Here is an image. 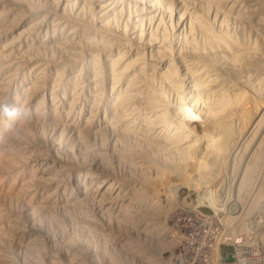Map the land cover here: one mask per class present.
I'll return each instance as SVG.
<instances>
[{
  "label": "rangeland",
  "instance_id": "rangeland-1",
  "mask_svg": "<svg viewBox=\"0 0 264 264\" xmlns=\"http://www.w3.org/2000/svg\"><path fill=\"white\" fill-rule=\"evenodd\" d=\"M170 1H172V11L170 13H165L164 11V13H162V10H160L161 12H159V8L156 7L153 9V12L156 13L153 16L151 13H149L150 11L147 9L146 5L144 6L145 3H142L141 0H137L138 3L136 2V0H0V17L5 19H1L2 21L0 20V100L2 99L0 102V196L6 194L7 196H5V198H9L7 202L8 207L6 206V203L4 204L2 202L4 206H1L2 203H0V209L2 208L0 211V214H2V218L0 221L2 222L0 223V232L2 233L0 234V259L4 258L6 260L5 263L3 262L0 264H11L12 261L17 262V264H23L25 255H29V253V260L32 259L30 261H40L44 264H52L54 261H57L61 264H80V262L82 261H86V264H156L152 260V258L154 259V255H156V257L158 258V264H172L170 256L173 252L176 251L177 247V239H175L174 237H179L180 235L187 236V234H184V228L195 229L196 234H198L205 229L216 228L218 226L230 227L233 225H264V160L262 159L264 153V148H262L264 147V94H258L257 92L254 93L249 91L250 97L248 98L250 99H248L247 96L249 92L246 91L248 93L246 94L247 102L242 104L241 113L243 111L247 112V119H242L239 109H236L231 119L233 121L230 120L233 128L232 132H226L230 133V144H227L228 146L225 148V150L224 148H221L223 151L221 149L219 151L217 149H212L214 144H220L221 142H223L226 134H217V137L213 138L216 143H210L207 137H203L204 133H206L205 135L208 134V129V132L211 131V126L210 124H208L209 122L207 120L209 117L206 118L207 116L203 114V107L201 105L200 107L199 105L193 106L190 104L192 103L191 98L196 91H194L192 88V80L184 73L181 63L183 59L181 60L180 58L181 55H183L182 49L185 45V41L192 37L193 30L191 32V29L200 16H205L209 22L214 24L216 29L221 30V28L226 27V32L233 30L230 33L234 32V34H236L237 36H242L249 33L248 36L250 38H253L254 43L257 45L261 44L260 47H262L263 38L261 33H263L264 36V32L263 30L261 31V28L264 25V14L259 11L255 0H243L244 3L242 2V7H239V5L241 4L238 2L239 0H225V2L224 0H220V3L218 2L219 0H180L176 2L175 0ZM212 3L215 5H212ZM35 4L38 9L36 11L37 13L34 11V7H36ZM206 8L208 9L206 10ZM241 8L243 10H241L242 12L240 11L241 14L245 11V15L248 14L249 17L251 15L252 23L251 20L246 21L244 17L242 18L238 16V14L240 15L238 9ZM31 10L36 14L33 19L29 17L31 16ZM187 10L189 11L187 12ZM47 11L49 12L46 13ZM181 12H185V15L182 19H180L179 22L178 17ZM43 13L46 15L44 16ZM41 14H43V16ZM126 15L127 18L129 17L132 20V22H130V19L125 18ZM141 15L142 18H144L142 20L140 18ZM3 16L6 17L4 18ZM131 17L134 18L132 19ZM8 18L9 22L11 23L6 20ZM27 18L29 19V21H27ZM30 18L32 20H30ZM34 18H36V20ZM102 18H110V20L114 18V21L117 22L119 28L118 31L120 30V33H114L108 29L101 28L98 22ZM190 18L194 19H192L194 22L192 21L191 24L189 21ZM135 19L136 21H134ZM24 20L27 22H25ZM161 20L166 22L164 23L165 26L163 25V27H160L158 23ZM6 21L7 24L5 23ZM64 21H67L68 23ZM61 22L63 23L62 29V26H60L62 24ZM136 22H138V27H136ZM182 22L183 24L181 25ZM91 29L92 31H94L92 32ZM70 30L73 32L71 33ZM75 30L77 31V35L79 33H86H84L83 36L81 34L82 37L80 36V34V37H76ZM122 30L125 32L128 31L125 35V37L129 35L128 37H126V39L129 40H125L128 41L125 42L126 45L128 44L127 46L122 45L124 44L122 43L124 40L123 38H125L121 33ZM101 31L108 33L106 35L108 42H112L114 40L113 36L114 38H119L121 36L118 41L120 42L119 48L121 47L123 51L119 48L113 51H108L112 56L113 53L115 54L120 50L121 53L119 54V51L116 56L122 55L123 53L122 56L124 57L125 52L126 55L129 52L130 54L128 53L129 55H127L126 58H129L130 56L131 60H134L136 55L138 53H142L143 51L145 60L147 62L149 61V64L146 61L144 62L143 68H145V70L150 68V65L153 64L152 61L157 63L155 56H152V54H154L153 52H155L156 54L157 50L162 49L163 42L160 39L162 38L160 37V35L162 33H166L168 46L170 45L172 48L167 59H169L170 57V60L172 61H166V59L165 63L164 61H162L161 63L165 64L164 67L163 65L161 67V65L159 64L160 62L158 61L159 68L157 67L158 64L154 63L156 67L151 65V68L149 70L155 71L154 69L158 68L157 70L159 71H156L158 72V74H164L165 72H172L173 70H176L181 76L180 78L182 79V87L188 88H184L186 92L183 90L182 92H184V96L186 95L185 97L188 98H185V100L189 101V104H187V108L190 110L195 109L196 116L185 118L180 117L181 115L179 114V111L177 109L181 107V104L179 106L180 98L178 97L177 92L172 90L169 96L170 103L168 104L170 108V115L166 117L169 119V117L171 116L169 119L170 121L168 120L167 123L171 122L170 129H174L173 133H178V130H183L182 132L184 133V129L188 130H185L187 133L190 132L188 136L189 140H186L187 143L185 142L183 144L178 143L177 145H173L169 141H163L164 143L161 144L163 146V154L161 152L158 153L157 151L154 152V150H150L149 152L141 151L140 156L134 158L135 161L137 160V162H135L133 159L131 160L129 156L125 155L124 152L132 146H135L133 148L142 150L145 149V145L149 141H154L153 139H156L157 132L161 129L160 127H164L165 125L169 126V123H166V119L164 117V115L169 112L167 108L165 110V108L163 107V109L159 108L160 110H165L161 113L159 109H149L150 106L145 102L147 101L145 96L144 98H137L136 100H134V104L131 103L132 109L129 108L130 105H128L126 110H129L126 111L123 108H126L125 106H127L128 103L124 102L121 99V96L125 93L123 89L127 90V87L124 88L125 85H122L124 87L120 85L121 88L118 89L117 86L119 85H117L116 82L114 83V79H110L111 76H108L107 79H101L100 81L96 73H91V69H94V56L100 59L102 58V62L104 59L103 56H101L100 51L97 52L100 56H97V53H95L94 55V52L98 50H91L92 48H89V46L87 45L88 43L85 40L90 39L93 34H98V36H100L98 32ZM91 32L92 35H90ZM158 33L159 36L156 42H151L152 39L150 37H152L153 35H157ZM68 34H75V36L73 35L72 37ZM85 34H88V37L85 36ZM96 35L95 38H93L95 39V41H99L100 37H96ZM141 36L143 37V39ZM59 37L61 38V40H59ZM68 37H70V39ZM74 38H78L79 40H75ZM93 38L91 40H94ZM71 39H74L72 40L73 42L71 41L70 44L67 43V41H70ZM62 42L67 43L66 46H71V44L73 43L72 45L74 47L72 48L75 49L74 51L71 47L68 46L71 49V52L73 51L72 55L69 54V56L67 53L61 51L59 52L58 46ZM55 47H57V49ZM75 47H77V52ZM139 49L141 52H139ZM89 51L93 53H89ZM75 52L76 55H73ZM185 55H187L186 52ZM152 57H154L153 59L155 60H152ZM178 59H180L181 61L179 62ZM127 61L129 60L127 59ZM244 62L241 65H244ZM145 63L148 64V67H146ZM166 63H168L167 65L169 66H167ZM90 65H92L93 67ZM170 65L173 67H171ZM76 67L80 72L75 69ZM80 67L82 69H80ZM71 68L73 69L72 71ZM149 70H146V72ZM74 71L77 73H74ZM263 72L264 71H262V73ZM253 74L254 73L252 72H246V74H244V77H241L240 81L239 79H237V81L241 84L240 85L238 83L239 85H237L244 87V83L250 79L252 84L254 83L255 85L258 83V79L260 80L262 77V79H264V74H261V72V75L255 73L253 76ZM96 79L98 80L96 81ZM57 80H61L63 86L60 87L56 85L55 82ZM104 80L105 83L103 82ZM96 82L98 83L96 84ZM158 82H156L155 84L157 86H154L156 88L162 87L163 84ZM113 84L115 85V87L113 86ZM54 86L56 87L54 88ZM98 86H100L99 90ZM59 87H63L65 91L63 88L62 91V89H60ZM120 89L123 90V94L121 93ZM115 90H117V92ZM34 94L36 97L34 96ZM117 95L119 96V98L117 97ZM253 96L255 98H253ZM254 102L257 104L255 105ZM147 105L149 107H146ZM191 106H193V108ZM251 106H254L253 110L256 109L258 112L256 110V113L255 111L253 112V110H251ZM5 107H7L12 114L5 113L3 111ZM27 107L28 109H26ZM206 107L207 106L205 105V108ZM244 108L246 109L243 110ZM247 108H249L251 111ZM151 109L153 112L150 111ZM21 110L23 111V113ZM116 110H121L125 114H128L130 110H134L133 112L135 113H133V115H128L129 117H124V119H121V122V120H117L113 117V115L117 113ZM162 113H164V115ZM60 115L64 116L61 117ZM130 118L131 120L135 119L133 120V123L131 122ZM171 119H174L173 122L171 121ZM125 120H129V122ZM78 122L80 124H78ZM83 122H85V124ZM136 122L139 123L138 129V123L136 124ZM3 124H6V126ZM118 124H121L122 126L134 125L131 126L133 128V132H136L135 130H137V133L139 132L142 134H146V136H141L143 137V140L140 142H130V139L126 140L123 137L124 134L122 132L124 131L120 132L115 130ZM173 124H175V126L179 125V127L181 125L185 128L181 129L182 127H180L179 129L178 127V129L176 130ZM168 126L167 129H169ZM21 128L26 129L29 134H22L23 129L20 131ZM239 128L241 129L239 130ZM148 129L151 131V134L148 133ZM152 133L156 134L155 138L153 137L154 134L152 136ZM245 133L246 135L244 136ZM80 134L82 136H85L87 144H82V142L80 141ZM16 136L19 137L20 142H16ZM161 136H158L157 138H161ZM195 137H198L197 140H199L196 141L197 143L191 144V146L193 147H190L189 141L191 142V140L196 139ZM68 143L72 144V150L70 152L72 155L70 153L68 154V146H66ZM123 146H125L124 149ZM169 146L171 150H169ZM87 147H89L90 150H86ZM166 147L168 148V150L165 149ZM189 147L190 150L192 148L191 151L188 149ZM84 149L86 151H84ZM186 149H188L189 151ZM185 150L192 155V159L190 160V162L192 160L194 162L190 164L187 161V163L182 166L183 162H186L182 161L181 159L182 155L186 154V152H184ZM51 152L53 154H51ZM52 155H56L55 157H62V164L61 162L60 164L57 163V160H55V157ZM257 155H260L261 159ZM5 156L7 157L5 158ZM126 156L128 157V159L126 158ZM11 157L16 161H14ZM52 157L54 158L52 159ZM168 157H172L177 160L179 159V162L181 161L182 165L176 160L175 162H173V164H171L174 165L173 167L177 168L176 171L168 175H163L161 172H159V169L160 166L163 167L165 164H167L166 160H168ZM18 158L23 159L24 162L21 159V161L18 160ZM258 158L262 162H258ZM4 159L12 160L16 162L15 164L17 165H15L14 162H12L11 164L13 167L6 163L2 165V163L5 162ZM132 161L135 162L134 165L131 163ZM103 164H107L108 166H110L108 171L103 170ZM150 164H152L153 166ZM63 165H65V167H63ZM10 167H15V169H11ZM6 169L7 171L4 172ZM70 169L73 171H71ZM80 169L81 171H78ZM76 175L79 178H77ZM82 175L84 176V178L86 177L85 179L83 178V181L81 178L83 177ZM248 175L252 177H248ZM144 177H146V179ZM100 178L102 179L99 180V184L104 181L101 186H99L97 180ZM95 180L97 182H93ZM245 181H247L246 184ZM96 183L99 187L95 186L97 185ZM104 184L108 187L104 186ZM181 185H183L184 188H179ZM240 185L244 186L242 192H239ZM139 190L143 191L140 192ZM144 191L147 192L145 196H153H150V198H152L150 203H152L154 199L157 203L153 204V202V205H149L150 203H147L149 202V200H145L144 202L143 199L142 201L141 197H144ZM140 194L141 197L139 196ZM240 194L241 197H239ZM4 195L3 197H0V199H4ZM38 196L43 199L41 200V198H38ZM137 196L140 197V203L137 200L139 206L137 205V203L135 204V200L138 199L136 198ZM34 197L37 198L35 199ZM134 204L137 206H135ZM154 205H157L159 207H155ZM150 206H154L155 209H158V211L157 209L155 211L153 209L154 207L150 208ZM127 207H130V210L131 207L132 210H135L137 208L139 210V207H141L140 210L143 209V213L141 212L142 214H140V212L136 210L138 211V213L134 211L132 215L130 214L133 212L132 210L129 213L128 209H124ZM33 208L39 210V214L41 215L40 218H37L36 220H34L31 215V210ZM144 208L147 209L148 213L149 211H151V213L148 214L146 210L144 211ZM152 209L154 210V212ZM135 212L137 215L135 214ZM125 213H128V216H126ZM138 215L141 219L138 218ZM140 215H143L145 217ZM17 217H19L20 219ZM3 218L4 220H2ZM50 220L52 223L50 222ZM17 221H19V224H16ZM16 226L18 227L16 228ZM96 235H98V237ZM95 238H98L99 247L97 248L94 246V242L96 240ZM74 239H77L76 243L74 242ZM31 243H33L34 245ZM73 244L75 246L74 248ZM33 251L35 253H33ZM75 255H79L77 257H79L80 259L74 258L73 256ZM83 255L85 258L83 257ZM86 257L88 258L86 259ZM26 259L28 258L25 257V260Z\"/></svg>",
  "mask_w": 264,
  "mask_h": 264
},
{
  "label": "bare ground",
  "instance_id": "bare-ground-1",
  "mask_svg": "<svg viewBox=\"0 0 264 264\" xmlns=\"http://www.w3.org/2000/svg\"><path fill=\"white\" fill-rule=\"evenodd\" d=\"M16 1V0H15ZM40 1V0H39ZM43 1V0H42ZM74 1V0H73ZM97 1V0H96ZM142 1V3L144 2L145 4H144V6L146 5V7H147V9L150 11L149 13H151L153 16H154V14H156L155 12H153V9L154 8H156V7H158L159 8V12H161L160 10H162V13H167V12H171L172 11V1H170V0H141ZM176 1H180V0H175V2ZM191 1V0H190ZM216 1V0H215ZM218 1V0H217ZM248 1V0H247ZM252 1V0H251ZM12 2V1H11ZM70 2V1H69ZM136 2H137V0H136ZM174 2V1H173ZM182 2V1H181ZM219 3H220V0L218 1ZM224 2H225V0H224ZM239 3H241L240 5H239V7L241 6V5H243L242 4V2H243V0L241 1V0H239L238 1ZM255 2L257 3V6H258V9H259V11L260 12H262L263 14H264V0H255ZM26 3V2H25ZM35 3V2H34ZM66 3V2H65ZM86 3H87V1H86ZM93 3V2H92ZM138 3V2H137ZM142 3H141V5H142ZM206 3V2H205ZM222 3V2H221ZM227 3V2H226ZM244 3V2H243ZM251 3V2H250ZM43 4V3H42ZM50 4V3H49ZM58 4V3H57ZM78 4V3H77ZM98 4V3H97ZM104 4V3H103ZM140 4V3H139ZM174 4V3H173ZM11 5V4H10ZM52 5V4H51ZM62 5V4H61ZM61 5H60V7H61ZM72 5V4H71ZM91 5V4H90ZM212 5H215V4H213L212 3ZM219 5V4H218ZM224 5V4H223ZM248 5V4H247ZM12 6V5H11ZM11 6H9V7H11ZM23 6V5H22ZM35 6H36V4H35ZM53 6V5H52ZM55 6V5H54ZM76 6V5H75ZM140 6V5H139ZM192 6V5H191ZM201 6V5H200ZM249 6V5H248ZM255 6V5H254ZM32 7V6H31ZM57 7V6H56ZM109 7V6H108ZM137 7V6H136ZM142 7V6H141ZM198 7V6H197ZM238 7V8H239ZM242 7V6H241ZM252 7V6H251ZM15 8V7H14ZM23 8V7H22ZM27 8V7H26ZM55 8V7H54ZM59 8V7H58ZM217 8V7H216ZM250 8V7H249ZM41 9V8H40ZM60 9V8H59ZM92 9V8H91ZM117 9V8H116ZM194 9V8H193ZM208 8H206V10H207ZM247 9V8H246ZM255 9V8H254ZM38 9H37V6L36 7H34V11L36 12ZM44 10V9H43ZM54 10V9H53ZM202 10V9H201ZM220 10V9H219ZM239 10V12L242 10V8L241 9H238ZM14 11H16V10H14ZM24 11V10H23ZM116 11V10H115ZM124 11V10H123ZM147 11V10H146ZM156 11V10H155ZM164 11V12H163ZM189 10H187V12H188ZM243 11V10H242ZM241 11V12H242ZM254 11V10H253ZM258 11V12H259ZM35 12L33 13L32 12V10H31V16H29V17H31L32 19H33V17L36 15L35 14ZM40 12V11H39ZM49 11H47L46 13H48ZM92 12H94V11H92ZM106 12V11H105ZM231 12V11H230ZM235 12V11H234ZM238 12V11H237ZM241 12H240V15L238 14V13H236V14H238V16L239 17H244L245 18V20L246 21H250L251 20V15H250V17H249V15L247 14V15H245V11H244V13H242L241 14ZM257 12V13H258ZM13 13V12H12ZM26 13H27V11H26ZM37 13V12H36ZM51 13V12H50ZM148 13V12H147ZM180 13V12H179ZM247 13V12H246ZM255 13V12H254ZM254 13H252V14H254ZM25 14V13H24ZM23 14V15H24ZM30 14V13H29ZM44 14V13H43ZM43 14H41L42 16H43ZM123 14H126V13H123ZM157 14H158V12H157ZM201 14H202V12H201ZM261 14V13H260ZM1 15V14H0ZM12 15V14H11ZM40 15V16H41ZM46 14H44V16H45ZM54 15V14H53ZM61 15V14H60ZM87 15V14H86ZM106 15V14H105ZM108 15V14H107ZM144 15V14H143ZM184 15H185V12H181V14L179 15V17H178V21L180 22V19H182L183 17H184ZM196 15V14H195ZM198 15V14H197ZM231 15V14H230ZM8 16V15H7ZM27 16V15H26ZM94 16V15H93ZM121 16H123V15H121ZM138 16V15H137ZM136 16V17H137ZM145 16V15H144ZM147 16V15H146ZM199 16V15H198ZM252 16H254V15H252ZM4 18L6 17V16H3ZM10 17V16H9ZM36 17H38V16H36ZM73 17V16H72ZM109 17V16H108ZM149 17V16H148ZM160 17V16H159ZM166 17V16H165ZM26 18V17H25ZM30 18V20H32ZM38 18H40V17H38ZM55 18V17H54ZM60 18V17H59ZM126 19H130L129 17L127 18V15H126V17H125ZM132 18V17H131ZM134 18V17H133ZM132 18V19H133ZM141 20L142 19H144V18H142V15H141ZM139 18V19H140ZM228 18V17H227ZM255 18H257V17H255ZM5 20V19H3V18H1L0 17V20ZM28 19V18H27ZM35 20H36V18H34ZM40 19H42V18H40ZM137 19V18H136ZM136 19L134 20V21H136ZM193 18H190V24L192 23V21L194 20H192ZM254 19V18H253ZM1 20V21H2ZM6 20H8V22H9V18L8 19H6ZM12 20V19H11ZM16 20V19H15ZM21 20V19H20ZM39 20V19H38ZM52 20H53V18H52ZM57 20V19H56ZM60 20V19H59ZM58 20V21H59ZM119 20V19H118ZM131 20V19H130ZM138 20V19H137ZM231 20V19H230ZM25 21V20H24ZM27 21H29V19L27 20ZM27 21H25V22H27ZM133 21V22H134ZM138 21H140V20H138ZM146 21V20H145ZM157 21H158V19H157ZM168 21V20H167ZM170 21H171V19H170ZM232 21V20H231ZM242 21V20H241ZM32 22H34V21H32ZM38 22H40V21H38ZM64 22H67V21H64ZM82 22V21H81ZM125 22V21H124ZM130 22H132V20L130 21ZM141 22V21H140ZM139 22V23H140ZM144 22V21H143ZM142 22V23H143ZM194 22V21H193ZM6 24H7V21L5 22ZM9 23H11V22H9ZM31 23V22H30ZM54 23V22H53ZM59 23V22H58ZM57 23V24H58ZM62 23V22H61ZM68 23V22H67ZM126 23H128V22H126ZM159 23V26L160 27H163V25H164V23H166V22H164L163 20H161L160 22H158ZM171 23H172V21H171ZM230 23V22H229ZM242 23V22H241ZM251 23H252V20H251ZM29 24V23H28ZM44 24V23H43ZM76 24V23H75ZM80 24H82V23H80ZM79 24V25H80ZM98 24H99V26L101 27V28H104V29H108V30H110V31H112V32H114V33H120V30L118 31V25H117V22L116 21H114V18L113 19H111L110 20V18H102L99 22H98ZM124 24V23H123ZM136 25L138 24V22H136L135 23ZM183 24V22L181 23V25ZM246 24V23H245ZM3 25H4V23H3ZM9 25V24H8ZM30 25V24H29ZM38 25V24H37ZM59 25V24H58ZM63 25V23L60 25V26H62ZM131 25V24H130ZM135 25V26H136ZM227 25V24H226ZM233 25H235V24H233ZM237 25V24H236ZM26 26V25H25ZM120 26V25H119ZM145 26V25H144ZM165 26V25H164ZM248 26V25H247ZM68 27V26H67ZM85 27V26H84ZM93 27V26H92ZM136 27H138V25L136 26ZM234 27H236V26H234ZM238 27V26H237ZM241 27V26H240ZM245 27V26H244ZM263 27H264V25H263ZM261 28V31L263 30V32H264V28ZM6 28V27H5ZM57 28H58V26H57ZM63 28V26L61 27V29ZM69 28V27H68ZM225 28L226 27H224V28H221V30H219V29H216L215 28V26H214V24L213 23H211V22H209L208 20H207V18L205 17V16H200L199 18H198V20H196V22H195V24H194V26L192 27V29H191V32H192V30H193V35H192V37L190 38V39H188V40H186L185 41V45L183 46V49H182V52H183V55H181V60L180 59H178L179 60V62L181 61V63H182V66H183V70H184V73L186 74V76L187 77H190V79L192 80V82H193V90L194 91H196L194 94H193V97L191 98V102L192 103H190L191 105H201L203 108V114H205L207 117L206 118H208L207 120H208V124H210V128H211V131L210 132H208L209 131V129H208V131H207V135H205L206 133H204V135H203V137L205 138V137H207L208 139H209V141H210V143H212V142H215L214 141V139L213 138H216L217 136V134H220L221 135V133H225L226 134V137H224V140H223V142H221L220 144H217L216 142V144H214L213 145V147H212V149H217L218 151L221 149V148H224V150H225V148L228 146L227 144L230 142V138H229V134L230 133H226V132H232V123H230V120L232 119V117H233V114L235 113V111H236V109H239V111H240V113H241V111H242V104L243 103H246L247 102V100H246V94H248L247 92H249V91H251V92H254V93H258V94H264V79H258V83L257 84H255L254 85V83L252 84V82L250 81V80H248V81H246L245 82V80H244V87L243 86H238L240 83L237 81V79H239V81H240V79H241V77L243 76L244 77V74H246V72H252V73H257V74H260V72H261V74H264V72L262 73V71H264L263 69H264V36H263V33H261L262 34V38H263V42H262V44H263V46L262 47H260L261 46V44L260 45H257V44H255L254 43V41H253V38H250L249 36H248V34H244V35H242V36H237L236 34H234V32L233 33H230L231 31H233V30H231V31H229V32H226V30H225ZM251 28V27H250ZM253 28H254V26H253ZM259 28V27H258ZM19 29V28H18ZM33 29V28H32ZM60 29V28H59ZM58 29V30H59ZM60 29V30H61ZM71 29V28H70ZM73 29V28H72ZM77 29H79V28H77ZM81 29V28H80ZM123 29V28H122ZM236 29V28H235ZM35 30V29H34ZM230 30V29H229ZM71 31V30H70ZM76 31V30H75ZM86 31V30H85ZM90 31V30H89ZM91 31H92V29H91ZM94 31V30H93ZM92 31V32H93ZM106 31V30H105ZM140 31V30H139ZM225 31V32H224ZM228 31V30H227ZM240 31V30H239ZM3 32V31H2ZM28 32V31H27ZM64 32V31H63ZM73 31H71V33H72ZM82 32V31H81ZM92 32H91V34L90 35H92ZM128 31H123L122 30V35H124V37H125V35H126V33H127ZM65 33V32H64ZM70 33V34H71ZM76 33V37H78L79 36V34H80V36H81V34H82V36H83V34L84 33H86V32H84V33H79L78 35H77V31L75 32ZM88 33V32H87ZM94 33H97V32H94ZM99 34H100V36H98V34L96 35V34H93L92 35V37H90V39H86L85 41H87V45L89 46V48H92L91 50H98V51H96V52H94V55H95V53H97V52H101V56H103V59L105 60H103V62H102V58L100 59V58H98V57H96V56H94V60H95V63H94V69H91L90 71H91V73H96L97 74V76H98V78L100 79V81H101V79H104V78H108V76L110 77V79H114L113 81H114V83L116 82V84L117 85H119V86H117L118 87V89L119 88H121V86L122 85H125V87L124 86H122V87H124V88H126L127 87V90L126 89H123L124 90V94H123V90H121V93L123 94L122 96H121V99L124 101V102H126V103H128L127 104V106H125L126 108H123V109H127V107H128V105H130V107L129 108H131L132 109V105H131V103H133V101L134 100H136L137 98H144V96L146 97V100L147 101H145L148 105L146 106V107H149V109L150 108H152L153 110L155 109V110H157V109H159V108H165V110H166V108H167V110H168V112L169 113H167L166 115H164V113H162L163 115H164V117H165V119H166V123H167V121L170 119V117H169V119L168 118H166V117H168L169 115H170V108H169V100H170V98H169V96H170V92L173 90V91H175V92H177V94H178V97L180 98V102H179V106H180V104H181V107H179V108H177L178 109V111H179V114L181 115H179L180 117H182V118H185V117H194V116H196V111H195V109H193V110H190V109H188L187 108V104H189V101L188 100H185V98H187V97H185L184 96V92H182V90L183 91H185L184 90V88L182 87V84H181V76L179 75V73L176 71V70H173L172 72H165L164 74H158V72H156V71H159V70H157L159 67V64L161 65V67H162V65H163V67L165 66V64H163V63H161L162 61H164V63H165V59H166V61L167 60H169V61H172V60H170L171 58L169 57V59H167V57H168V55H169V52L172 50V48H171V46L169 47L168 46V39H167V35H166V33H162L161 35H160V37H162V38H160L161 39V41L163 42L162 43V49L161 50H157V52H156V54H155V52H153L154 54H152V56L154 55L155 56V58H156V62L157 63H155L154 61H152L153 62V64L155 63V64H158V61L160 62L158 65H157V69H154L155 71H153V70H149L150 68H151V65L152 66H154V67H156L155 66V64L153 65V64H151L150 65V68L149 69H146V70H149L150 71V73H149V71H147L146 72V70H145V68H143L144 67V62L146 61L145 60V56H144V52L142 51V53H138L137 55H136V57H135V59L134 60H131V57L129 56V58L127 57L126 58V56L127 55H129L128 53H127V55H126V52H125V50H124V52H125V56L123 57L122 55H123V53H122V55H117L116 56V54L120 51H118L117 53H113V56L112 55H110L111 53L110 52H108V51H113V50H116V49H118L119 48V45H120V42L118 41V39H120V37L119 38H114V36H113V41L112 42H108L107 41V38H106V35L108 34L107 32H103V31H101V32H98ZM244 33V32H243ZM4 34V33H3ZM57 34H58V32H57ZM70 34H68L69 36H72L73 37V35L75 36V34H73V35H70ZM89 34V33H88ZM88 34H85V36H87ZM138 34V33H137ZM145 34V33H144ZM5 35V34H4ZM55 35V34H54ZM62 35V34H61ZM61 35H60V37H61ZM64 35V34H63ZM89 35V36H90ZM95 35H96V37H100L99 38V41H95ZM128 35V34H127ZM23 36V35H22ZM79 36V37H80ZM81 36V37H82ZM111 36V37H112ZM116 36H117V34H116ZM129 36V35H128ZM128 36H126V37H128ZM140 36V35H139ZM158 36H159V33L157 34V35H153L152 37H150L151 39H152V41H151V39H150V41L151 42H156V40H157V38H158ZM1 37V36H0ZM59 37V38H60ZM67 37V36H66ZM88 37V36H87ZM86 37V38H87ZM94 37V38H93ZM126 37L125 38H123L124 40H123V42L122 43H124V44H122V45H126V43L125 42H128V41H125V40H129V39H126ZM142 37V36H141ZM146 37V36H145ZM69 39H70V37H68ZM94 39V40H91V39ZM19 39V38H18ZM25 39V38H24ZM63 39V38H62ZM75 39V38H74ZM74 39H71L70 41H67V43H69L70 44V42L72 41V40H74ZM78 39V38H77ZM77 39H75V40H77ZM142 39H143V37H142ZM59 40H61V38L59 39ZM79 40V39H78ZM110 40V39H109ZM261 40V39H260ZM22 41V40H21ZM65 41V40H64ZM83 41V40H82ZM135 41V40H134ZM158 41H159V39H158ZM11 42V41H10ZM23 42V41H22ZM41 42V41H40ZM59 42V41H58ZM73 42V41H72ZM63 43V42H62ZM58 43L59 44V46H58V50H59V52L61 51V52H64V53H67L68 55L70 54V55H72V52L75 50V49H73L72 47H74L72 44H71V46H69V47H71L72 49H73V51L71 52V49L68 47V46H66V44L67 43ZM86 43V42H85ZM13 44V43H12ZM75 44H77V43H75ZM82 44H84V43H82ZM47 45V44H46ZM80 45V44H79ZM128 45V44H127ZM126 45V46H127ZM77 46V45H76ZM42 47V46H41ZM45 47V46H44ZM152 47V46H151ZM56 49H57V47H55ZM76 48V52H77V47H75ZM127 48V47H126ZM132 48V47H131ZM138 48V47H137ZM48 49V48H47ZM119 49H122L121 47L119 48ZM259 49V50H258ZM260 49H262V50H260ZM31 50V49H30ZM42 50H43V48H42ZM83 50V49H82ZM86 50V49H85ZM90 50V49H89ZM128 50V49H127ZM135 50V49H134ZM138 50V49H137ZM47 51V50H46ZM122 51H123V49H122ZM260 51V52H259ZM262 51V52H261ZM39 52V51H38ZM76 52L73 54V55H76ZM91 51H89V53H90ZM138 52V51H137ZM136 52V53H137ZM139 52H141L140 51V49H139ZM185 52H186V54L187 55H185ZM91 53H93V52H91ZM121 53V51L119 52V54ZM132 53V52H131ZM135 53V54H136ZM149 53V52H148ZM26 54V53H25ZM63 54V53H62ZM66 54V55H67ZM134 54V55H135ZM69 55V56H70ZM91 55V54H90ZM93 55V54H92ZM97 56H100L98 53L96 54ZM115 55V56H114ZM33 56V55H32ZM182 56H183V58H182ZM185 56V57H184ZM77 57V56H76ZM85 57V56H84ZM87 57V56H86ZM2 58V57H1ZM93 58V57H92ZM125 58H126V60H125ZM133 58H134V56H133ZM154 57H152V60H155V59H153ZM70 59V58H69ZM80 59V58H79ZM127 59L129 60V61H127ZM74 60V59H73ZM177 60V61H178ZM37 61V60H36ZM84 61H85V59H84ZM88 61V60H87ZM244 61H246V62H244ZM46 62V61H45ZM66 62V61H65ZM68 62H69V60H68ZM74 62V61H73ZM82 62V61H81ZM147 62V61H146ZM149 62V61H148ZM147 62V63H148ZM244 62V65H241L242 63ZM147 63H145L146 64V67H148L147 65L149 64H147ZM32 64V63H31ZM30 64V65H31ZM72 64V63H71ZM77 64V63H76ZM92 64V63H91ZM168 63H166V65H167ZM169 64H170V62H169ZM3 65V64H2ZM86 65V64H85ZM89 65V64H88ZM171 65H172V63H171ZM170 65V66H171ZM1 66V65H0ZM4 66V65H3ZM46 66V65H45ZM44 66V67H45ZM71 66V65H70ZM83 66V65H82ZM90 66H92V65H90ZM167 66H169V65H167ZM17 67V66H16ZM34 67V66H33ZM54 67V66H53ZM79 67V66H78ZM88 67V66H87ZM93 67V66H92ZM91 67V68H92ZM171 67H173V66H171ZM4 68V67H3ZM41 68V67H40ZM59 68V67H58ZM61 68V67H60ZM1 69V68H0ZM67 69V68H66ZM75 69H77V67L75 68ZM80 69H82L81 67H80ZM13 70V69H12ZM36 70V69H35ZM65 70V69H64ZM70 70V69H69ZM73 69L71 68V71H72ZM78 70V69H77ZM77 70H75V71H77ZM3 71V70H2ZM38 71V70H37ZM58 71V70H57ZM62 71H63V69H62ZM74 71V73H77V72H75ZM79 71V70H78ZM89 71V72H90ZM152 71V72H151ZM55 72V71H54ZM80 72V71H79ZM78 72V73H79ZM154 72V73H153ZM37 73V72H36ZM48 73V72H47ZM87 73V72H86ZM157 73V74H156ZM70 74V73H69ZM80 74V73H79ZM85 74V73H84ZM95 74V75H96ZM254 74H253V76H254ZM256 74V75H257ZM260 74V75H261ZM50 75V74H49ZM91 75V74H90ZM252 75V74H251ZM251 75H249V76H251ZM255 75V76H256ZM4 76V75H3ZM52 76V75H51ZM63 76V75H62ZM61 76V77H62ZM79 76V75H78ZM85 76H87V75H85ZM96 76V77H97ZM107 76V77H106ZM263 76V75H262ZM60 77V78H61ZM91 77V76H90ZM95 77V78H96ZM183 77V76H182ZM186 78V77H185ZM248 78V77H247ZM250 78V77H249ZM255 78V77H254ZM72 79V78H71ZM244 79H246V78H244ZM62 80V79H61ZM61 80H57L55 83H56V85H58V86H63L62 85V83H61ZM66 80V79H65ZM73 80V79H72ZM98 79H96V81H97ZM158 80H159V82L160 83H162L161 85H162V87H160V88H156L155 86H157V85H155L156 84V82H158ZM83 81H85V80H83ZM109 81V80H108ZM51 82V81H50ZM104 83H105V80L103 81ZM102 82V83H103ZM158 82V83H159ZM189 82V81H188ZM68 83V82H67ZM71 83H72V81H71ZM86 83V82H85ZM98 82H96V84H97ZM101 83V82H100ZM103 83V84H104ZM113 83V82H112ZM239 83V84H238ZM19 84V83H18ZM47 84V83H46ZM64 84V83H63ZM80 84V83H79ZM89 84H91V83H89ZM184 84V83H183ZM238 84V85H237ZM67 85V84H66ZM72 85V84H71ZM75 85V84H74ZM107 85V84H106ZM112 85V84H111ZM121 85V86H120ZM129 85V86H128ZM155 85V86H154ZM241 85V84H240ZM76 86V85H75ZM113 86L115 87V85L113 84ZM184 86V85H183ZM56 86H54V88H55ZM59 87V88H60ZM74 87V86H73ZM84 87V86H83ZM99 87L100 86H98V90H99ZM3 88V87H2ZM63 88V87H62ZM62 88H60V89H62ZM89 88H90V86H89ZM168 88V89H167ZM64 89V88H63ZM63 89H62V91H63ZM117 89V88H116ZM141 89V90H140ZM185 89H188V88H185ZM89 90V89H88ZM91 90V89H90ZM104 90V89H103ZM126 90V91H125ZM14 91V90H13ZM64 91H65V89H64ZM116 92H117V90H115ZM247 91V92H246ZM46 92H47V90H46ZM45 92V93H46ZM61 92V91H60ZM118 92H119V90H118ZM186 92V91H185ZM51 93V92H50ZM52 93H54V92H52ZM56 93V92H55ZM63 93H65V92H63ZM107 93H108V91H107ZM109 93H110V91H109ZM116 94V93H115ZM119 94V93H118ZM252 94V93H251ZM42 95V94H41ZM55 95V94H54ZM69 95V94H68ZM71 95V94H70ZM73 95V94H72ZM253 95V94H252ZM5 96V95H4ZM30 96V95H29ZM34 96H35V94H34ZM38 96V95H37ZM53 96V95H52ZM56 96V95H55ZM95 96H96V94H95ZM36 97V96H35ZM42 97V96H41ZM57 97V96H56ZM83 97V96H82ZM107 97V96H106ZM117 97L119 98V96L117 95ZM177 97V96H176ZM248 97H250V92H249V94H248V96H247V98ZM40 98V97H39ZM109 98V97H108ZM253 98H255L254 96H253ZM21 99V98H20ZM35 99V98H34ZM53 99V98H52ZM91 99V98H90ZM120 99V100H121ZM174 99V98H173ZM188 99V98H187ZM248 99H250V98H248ZM2 100V99H1ZM1 100H0V102H1ZM15 100V99H14ZM62 100V99H61ZM71 100V99H70ZM88 100V99H87ZM92 100V99H91ZM190 100V99H189ZM209 100H210V102H209ZM256 100V99H255ZM257 100H259V99H257ZM43 101V100H42ZM207 101H208V104H207ZM261 101V100H260ZM22 102V101H21ZM37 102V101H36ZM65 102V101H64ZM74 102V101H73ZM81 102V101H80ZM85 102V101H84ZM116 102V101H115ZM144 102V101H143ZM24 103V102H23ZM30 103V102H29ZM33 103V102H32ZM83 103V102H82ZM104 103V102H103ZM255 103V102H254ZM10 104V103H9ZM61 104H63V103H61ZM87 104V103H86ZM134 104V103H133ZM145 104V103H144ZM257 103H255V105H256ZM11 105V104H10ZM22 105V104H21ZM205 105L207 106L206 108H205ZM7 106V105H6ZM107 106V105H106ZM134 106V105H133ZM140 106V105H139ZM143 106V105H142ZM193 106H191L192 108H193ZM200 106V107H201ZM258 106H259V104H258ZM17 107H19V106H17ZM21 107V106H20ZM61 107V106H60ZM74 107V106H73ZM83 107V106H82ZM145 107V108H146ZM248 107V106H247ZM252 108H251V110H253L254 108V106H251ZM15 108V107H14ZM47 108V107H46ZM57 108V107H56ZM67 108V107H66ZM121 108V107H120ZM142 108V107H141ZM162 108V109H163ZM256 108V107H255ZM22 109V108H21ZM26 109H28V107L26 108ZM31 109V108H30ZM45 109V108H44ZM89 109V108H88ZM147 109V108H146ZM152 109L150 110V111H152ZM160 110L159 109V111H160V113L163 111H165V110ZM246 108H244L243 110H245ZM247 109H249V108H247ZM20 110V109H19ZM43 110V109H42ZM129 110V109H128ZM128 110H126V111H128ZM135 110V109H134ZM133 110V111H134ZM250 110V109H249ZM250 110V111H251ZM256 110V109H255ZM255 110H253V112L255 111ZM22 111V110H21ZM20 111V112H21ZM133 111H131L130 110V112L128 113V114H125L124 112H122L121 110H116V114H114L113 115V117L115 118V119H117V120H121V119H124V117H126V116H128V115H133V113H135V112H133ZM257 111V110H256ZM256 111H255V113H256ZM43 112V111H42ZM56 112V111H55ZM85 112V111H84ZM88 112V111H87ZM153 112V111H152ZM201 112V111H200ZM252 112V113H253ZM258 112V111H257ZM260 112V111H259ZM22 113H23V111H22ZM29 113V112H28ZM33 113V112H32ZM31 113V114H32ZM37 113V112H36ZM50 113V112H49ZM69 113V112H68ZM75 113V112H74ZM103 113V112H102ZM109 113V112H108ZM107 113V114H108ZM114 113V112H113ZM178 113V112H177ZM34 114V113H33ZM62 114V113H61ZM84 114V113H83ZM100 114V113H99ZM159 114V113H158ZM248 113L247 112H242L240 115H241V117H242V119H244V118H246V115H247ZM250 114H251V112H250ZM261 114H262V112H261ZM23 115V114H22ZM44 115V114H43ZM42 115V116H43ZM57 115V114H56ZM78 115V114H77ZM146 115V114H145ZM27 116V115H26ZM52 116V115H51ZM61 116V115H60ZM62 116H64V115H62ZM61 116V117H62ZM101 116V115H100ZM112 116V115H111ZM148 116V115H147ZM146 116V117H147ZM153 116V115H152ZM202 116V115H201ZM251 116V115H250ZM1 117V116H0ZM76 117V116H75ZM129 117V116H128ZM131 117H133V116H131ZM135 117V116H134ZM154 117H155V115H154ZM179 117V118H180ZM256 117V116H255ZM261 117V116H260ZM9 118V117H8ZM37 118V117H36ZM40 118V117H39ZM53 118H55V117H53ZM98 118H99V116H98ZM104 118V117H103ZM148 118V117H147ZM152 118V117H151ZM11 119V118H10ZM33 119H35V118H33ZM50 119V118H49ZM65 119V118H64ZM91 119V118H90ZM97 119V118H96ZM155 119V118H154ZM247 119V118H246ZM249 119V118H248ZM255 119V118H254ZM37 120V119H36ZM45 120V119H44ZM53 120V119H52ZM57 120V119H56ZM62 120V119H61ZM72 120V119H71ZM70 120V121H71ZM85 120V119H84ZM130 120H131V118H130ZM133 120H135V119H132L131 120V122L133 123ZM174 120V119H173ZM173 120L171 119V121L173 122ZM7 121V120H6ZM50 121V120H49ZM73 121V120H72ZM78 121V120H77ZM114 121V120H113ZM125 121H127V120H125ZM170 121V120H169ZM231 121H233V120H231ZM247 121V120H246ZM246 121H245V123H246ZM253 121V120H252ZM69 122V121H68ZM93 122V121H92ZM101 122H102V120H101ZM115 122H116V120H115ZM118 122H120V121H118ZM121 122H122V120H121ZM127 122H129V120L127 121ZM126 122V123H127ZM151 122V121H150ZM175 122V121H174ZM2 123V122H1ZM21 123H23V122H21ZM60 123V122H59ZM72 123V122H71ZM84 124H85V122H83ZM89 123V122H88ZM125 123V122H124ZM123 123V124H124ZM131 123V124H132ZM138 122H136V124H137ZM165 123V124H166ZM169 123V126L168 125H165L164 127H160L161 129H160V131H155V132H157V137L158 136H161V138L159 137V138H157L156 137V134H154V133H152V136H153V134H154V138L156 137V139H153L154 141H149L146 145H145V149H137V148H133V147H135V146H132V147H130V148H128V150H126L124 153H125V155H127V156H129V158H131V160L133 159L134 161H135V157H139L140 156V154H141V151L142 152H146V151H150V150H154V152L155 151H157L158 153L159 152H161L162 153V151H163V149H162V145L161 144H163L164 142L163 141H169V142H171L173 145H177L178 143H185L186 142V140L188 141L189 140V138H188V136H189V134H190V132H186V131H188L187 129H184L185 127H183V126H181L180 125V127H182L181 129H184V133L182 132V131H180V130H178L177 132L178 133H173L174 132V129L172 130V129H170V123L171 122H168ZM167 123V124H168ZM177 123V122H176ZM254 123V122H253ZM260 123H261V121H260ZM28 124V123H27ZM75 124V123H74ZM78 124H80L79 122H78ZM104 124H105V122H104ZM128 124V123H127ZM251 124H252V122H251ZM256 124V123H255ZM3 125H5L6 126V124H3ZM19 125V124H18ZM82 125V124H81ZM116 125V124H115ZM130 125V124H129ZM134 125H135V123H134ZM134 125H131V126H134ZM138 125H139V123L137 124V129L139 128L138 127ZM174 126H175V124H173ZM240 125V124H239ZM30 126V125H29ZM90 126V125H89ZM131 126H122L121 124H118L117 126H116V129L115 130H117V131H124V132H122L124 135H123V137L126 139V140H129L130 142H132V141H136V143L137 142H140V141H142L143 140V137H141V136H146V134H142V133H137V130H135L136 132H133V128L131 127ZM167 126H168V128L170 129H167ZM246 126V125H245ZM61 127V126H60ZM173 127V126H172ZM171 127V128H172ZM177 127V128H176ZM178 127H179V125H176L174 128L177 130L178 129ZM180 127H179V129H180ZM236 127V126H235ZM242 127V126H241ZM135 128H136V126H135ZM158 128V127H157ZM2 129V128H1ZM23 128H21L20 129V131L22 130ZM159 129V128H158ZM206 129V128H205ZM236 129V128H235ZM241 128H239V130H240ZM3 130V129H2ZM149 130V129H148ZM156 130V129H155ZM186 130V131H185ZM238 130V131H239ZM76 131V130H75ZM93 131H95V130H93ZM191 131V130H190ZM202 131V130H201ZM80 132H81V130H80ZM110 132V131H109ZM160 132V133H159ZM205 132V131H204ZM258 132V131H257ZM31 133V132H30ZM41 133V132H40ZM148 133H150L151 134V131L149 130L148 131ZM256 133V132H255ZM22 134H24V135H28L29 134V132L26 130V129H23L22 130ZM42 134V133H41ZM159 134V135H158ZM175 134V135H174ZM178 134V135H177ZM182 134V135H181ZM248 134V133H247ZM18 135V134H17ZM45 135V134H44ZM59 135V134H58ZM76 135V134H75ZM89 135V134H88ZM92 135V134H91ZM171 135H173V136H171ZM201 135V134H200ZM246 135V133L244 134V136ZM9 136V135H8ZM13 136V135H12ZM110 136V135H109ZM148 136V135H147ZM151 136V135H150ZM149 136V137H150ZM178 138H177V137ZM191 136V135H190ZM21 137V136H20ZM25 137V136H24ZM105 137V136H104ZM152 137V138H153ZM170 137H172V138H170ZM194 137V136H193ZM192 137V138H193ZM231 137V136H230ZM15 138V137H14ZM17 138H18V141H17ZM196 138V137H195ZM198 138V137H197ZM197 138L196 139H193V140H191V142L189 141V145H190V147H193V146H191V144H193V143H197L196 141H198L197 140ZM240 138V137H239ZM253 138H254V136H253ZM191 139V138H190ZM12 140V139H11ZM25 140H27V139H25ZM179 140H180V142H179ZM185 140V141H184ZM9 141V140H8ZM80 141L82 142V144H87V142H86V139H85V136L83 135H81L80 134ZM184 141V142H183ZM249 141V140H248ZM16 142H20L19 141V137H17L16 136ZM63 142H65V141H63ZM95 142V141H94ZM33 143V142H32ZM37 143V142H36ZM142 143V142H141ZM146 143V142H145ZM144 143V144H145ZM166 143V142H165ZM187 143V142H186ZM40 144V143H39ZM230 144V143H229ZM18 145V144H17ZM65 145V144H64ZM125 145V144H124ZM133 145V144H132ZM185 145V144H184ZM195 145V144H194ZM8 146V145H7ZM23 146V145H22ZM66 146H68V154L71 152V150H72V144H67ZM168 146V145H167ZM249 146V145H248ZM32 147V146H31ZM64 147V146H63ZM165 147V146H164ZM184 147V146H183ZM190 147L188 148L189 150H190ZM6 148V147H5ZM24 148V147H23ZM66 148V147H65ZM125 148V146H123V149ZM144 148V147H143ZM181 148V147H180ZM258 148V147H257ZM262 148H264V147H262ZM10 149V148H9ZM165 149H167L168 150V148L166 147ZM188 149H186V150H188ZM249 149V148H248ZM5 150V149H4ZM66 150V149H65ZM66 150V151H67ZM86 150H90L89 149V147H87L86 148ZM85 149H84V151H86ZM169 150H171L170 149V146H169ZM184 150V149H183ZM183 150H181V151H183ZM186 150L184 151V152H186ZM188 150V151H189ZM191 150H192V148H191ZM190 150V151H191ZM195 150V149H194ZM222 150V149H221ZM188 151L186 152V154L185 155H182V158H181V156H180V158L182 159V161H186V162H183V165H182V163H181V161L179 162V159L177 160V159H175V158H172V157H168V160H166V162H167V164H165L163 167L162 166H160V171L159 172H161L163 175H168V174H170V173H173L174 171H176V167H173L174 165H171V164H173V162H175L176 160L178 161V163H180L182 166H184V164L185 163H187V161L190 163V164H192V162H194L193 160L190 162V160L192 159V155H191V153H188ZM214 151V150H213ZM223 151V150H222ZM258 151V150H257ZM262 151V150H261ZM6 152V151H5ZM53 152V151H52ZM51 152V154H53ZM167 152V151H166ZM171 152V151H170ZM217 152V151H216ZM235 152V151H234ZM239 152V151H238ZM84 153H86V152H84ZM88 153V152H87ZM92 153V152H91ZM175 153V152H174ZM173 153V154H174ZM178 153V152H177ZM181 153V152H180ZM3 154H4V152H3ZM21 154V153H20ZM24 154V153H23ZM26 154V153H25ZM50 154V153H49ZM67 154V153H66ZM71 154V153H70ZM93 154V153H92ZM146 154V153H145ZM163 154V153H162ZM171 154V153H170ZM172 154V155H173ZM183 154V153H182ZM18 155V154H17ZM42 155V154H41ZM72 155V154H71ZM23 156V155H22ZM37 156V155H36ZM52 156H56V155H52ZM88 156V155H87ZM126 156V158L128 159V157ZM166 156V155H165ZM256 156V155H255ZM257 156H259V158L261 159V157H260V155H257ZM261 156H262V153H261ZM263 156H264V153H263ZM263 156H262V159L264 160V158H263ZM7 156H5V158H6ZM18 157H20V156H18ZM54 157H52V159L54 158ZM142 157V156H141ZM164 157V156H163ZM173 157H175V156H173ZM223 157V156H222ZM3 158V157H2ZM12 158V157H11ZM14 158H16V157H14ZM34 158V157H33ZM48 158V157H47ZM146 158V157H145ZM144 158V159H145ZM258 158V159H259ZM13 159V158H12ZM21 158H18V160H20ZM24 159H26V158H24ZM62 157H55V160H57V163H59L60 164V162H61V164H62ZM126 159V160H127ZM165 159V158H164ZM194 159V158H193ZM256 159V158H255ZM259 159V161L258 162H262L261 160ZM5 160V162H1L2 163V165L4 164V163H6V164H8V165H10V166H12L11 164H12V162H14V161H16L15 159H13L14 161H12V160H7V159H4ZM22 161H23V159H21ZM20 160V161H21ZM130 160V161H131ZM139 160V159H138ZM220 160V159H219ZM2 161H3V159H2ZM71 161H72V159H71ZM134 161H132L131 163L134 165V163L135 162H137V160L134 162ZM19 162V161H18ZM24 162V161H23ZM26 162V161H25ZM107 162V161H106ZM124 162V161H123ZM126 162V161H125ZM142 162V161H141ZM147 162V161H146ZM16 162H14V164H15ZM21 163V162H20ZM30 163V162H29ZM81 163V162H80ZM148 163H149V160H148ZM152 163V162H151ZM23 164V163H22ZM68 164H69V162H68ZM140 164V163H139ZM147 164V163H146ZM154 164V163H153ZM162 164V163H161ZM1 165V166H2ZM15 165H17V164H15ZM14 165V166H15ZM18 165H19V163H18ZM71 165V164H70ZM104 165V164H103ZM102 165V167H103V170H106V171H108L109 170V167L110 166H108L107 164H105L104 166ZM150 165H152V164H150ZM157 165H158V163H157ZM264 165V164H263ZM23 166V165H22ZM60 166V165H59ZM88 166V165H87ZM153 166V165H152ZM4 167H6V166H4ZM13 167V166H12ZM16 167V166H15ZM15 167L14 168H11V169H15ZM61 167V166H60ZM63 167H65V165H63ZM67 167V166H66ZM72 167V166H71ZM133 167H135V166H133ZM155 167V166H154ZM17 168H18V166H17ZM25 168V167H24ZM59 168V167H58ZM62 168V167H61ZM157 168V167H156ZM2 169V168H1ZM5 169V168H4ZM9 169V168H8ZM111 169V168H110ZM20 170V169H19ZM71 170V169H70ZM75 170V169H74ZM83 170H87V169H83ZM82 170V171H83ZM136 170V169H135ZM151 170H152V167H151ZM179 170V169H178ZM177 170V171H178ZM7 171V169L4 171V172H6ZM27 171V170H26ZM31 171V170H30ZM62 171V170H61ZM71 171H73V170H71ZM78 171H81V169L80 170H78ZM259 171V170H258ZM32 172V171H31ZM30 172V173H31ZM59 172V171H58ZM66 172V171H65ZM75 172H77V171H75ZM103 172V171H102ZM145 172V171H144ZM148 172V171H147ZM255 172V171H254ZM23 173V172H22ZM28 173V172H27ZM26 173V174H27ZM85 173V172H84ZM110 173V172H109ZM112 173V172H111ZM251 173V172H250ZM51 174V173H50ZM52 174H54V173H52ZM59 174V173H58ZM83 174V173H82ZM104 174V173H103ZM114 174V173H113ZM249 174V173H248ZM255 174V173H254ZM6 175V174H5ZM4 175V176H5ZM9 175V174H8ZM16 175V174H15ZM84 175V174H83ZM82 175V176H83ZM86 175H87V172H86ZM100 175V174H99ZM144 175V174H143ZM247 175V174H246ZM13 176V175H12ZM79 176V175H78ZM89 176H90V174H89ZM92 176V175H91ZM103 176V175H102ZM101 176V177H102ZM105 176V175H104ZM149 176V175H148ZM147 176V177H148ZM76 177H77V175H76ZM81 177V176H80ZM99 177V176H98ZM246 177V176H245ZM248 177H252V176H250V175H248ZM254 177V176H253ZM23 178V177H22ZM77 178H79V177H77ZM82 178V181H83V178H84V176L83 177H81ZM86 178V177H85ZM84 178V179H85ZM88 178V177H87ZM109 178V177H108ZM145 179H146V177H144ZM165 178V177H164ZM33 179V178H32ZM92 179V178H91ZM96 179V178H95ZM102 178H100V179H97L98 180V184H99V180H101ZM111 179V178H110ZM109 179V180H110ZM148 179V178H147ZM26 180V179H25ZM103 180H106V179H103ZM149 180V179H148ZM249 180V179H248ZM5 181V180H4ZM8 181V180H7ZM49 181V180H48ZM81 181V182H82ZM91 181V180H90ZM6 182V181H5ZM93 182H97L96 180L95 181H93ZM109 182V181H108ZM243 182V181H242ZM246 182L247 181H245V184H246ZM14 183H16V182H14ZM102 183H104V181L102 182ZM102 183H100L99 184V186H101L102 185ZM244 183V182H243ZM4 184V183H3ZM54 184V183H53ZM97 184V183H96ZM98 184L97 185H95L96 187H99L98 186ZM240 184H242V183H240ZM244 184V185H245ZM251 184V183H250ZM7 186V185H6ZM9 186V185H8ZM14 186V185H13ZM48 186V185H47ZM91 186V185H90ZM93 186V185H92ZM94 186V187H95ZM104 186H107V185H105L104 184ZM246 186V185H245ZM23 187V186H22ZM45 187V186H44ZM43 187V188H44ZM88 187V186H87ZM103 187V186H102ZM108 187V186H107ZM48 188V187H47ZM89 188H91V187H89ZM105 188V187H104ZM104 188H103V190H104ZM179 188H184V186L183 185H181ZM243 188H244V186L243 185H240V187H239V192L241 191L242 192V190H243ZM249 188V187H248ZM1 189V188H0ZM38 189V188H37ZM111 189V188H110ZM6 190H7V188H6ZM9 190V189H8ZM23 190V189H22ZM90 190H94V189H90ZM90 190H88V191H90ZM100 190V189H99ZM102 190V191H103ZM144 190H146V189H144ZM24 191V190H23ZM39 191V190H38ZM47 191V190H46ZM45 191V192H46ZM140 192H142L143 190H139ZM148 191V190H147ZM31 192H33V191H31ZM41 192V191H40ZM92 192V191H91ZM90 192V193H91ZM112 192V191H111ZM124 192V191H123ZM127 192V191H126ZM139 192V193H140ZM245 192H246V190H245ZM12 193V192H11ZM94 193V192H93ZM108 193V192H107ZM149 193V192H148ZM244 193V192H243ZM1 194V193H0ZM9 194V193H8ZM26 194H28V193H26ZM92 194V193H91ZM90 194V195H91ZM95 194H96V192H95ZM99 194H101V193H99ZM145 194H147V192L146 191H144V197L146 198H144L143 196L141 197V194L139 195L141 198H142V201H143V199H144V202H145V200H149V202H147L148 204L150 203V201L152 200V198H150V196L151 197H153L152 195H150V196H145ZM4 195V194H3ZM3 195L2 196H0V197H3ZM33 195V194H32ZM46 195V194H45ZM89 195V194H88ZM137 195V194H136ZM142 195H143V193H142ZM5 196H7L6 194L4 195V199L2 198V199H0V203H6V206H7V202H8V199L9 198H5ZM28 196V195H27ZM139 196H137L136 198H138V199H136L135 200V204L137 203V205H138V201H139V203H140V197ZM44 197V196H43ZM91 197V196H90ZM239 197H241V194L239 195ZM35 198V197H34ZM37 198V197H36ZM35 198V199H36ZM38 198H41V197H39L38 196ZM43 198H41V200H42ZM54 199V198H53ZM40 200V199H39ZM86 200V199H85ZM138 200V201H137ZM137 201V202H136ZM141 201V202H142ZM38 202V201H37ZM84 202V201H83ZM114 202V201H113ZM154 202V203H153ZM2 203V205L1 206H4V204ZM34 203V202H33ZM44 203V202H43ZM110 203V202H109ZM112 203V202H111ZM115 203V202H114ZM114 203H113V205H114ZM152 203L153 204H155V203H157V202H155V199L152 201ZM152 203H150L149 205H151ZM47 204H48V201H47ZM51 204H52V202H51ZM134 204V205H135ZM141 204H143V203H141ZM146 204V203H145ZM152 204V205H153ZM77 205V204H76ZM137 205H135V206H137ZM48 206V205H47ZM130 206H132V205H130ZM139 206V205H138ZM145 206V205H144ZM148 206V205H147ZM155 207L157 206V205H154ZM154 206H150V208H153ZM8 207V206H7ZM65 207V206H64ZM88 207H90V206H88ZM149 207V206H148ZM148 207H146V208H148ZM155 207L153 208L155 211H156V209H155ZM157 207H159V206H157ZM35 208V207H34ZM32 209L31 210V215H32V217H33V219L34 220H36L37 218H40V214H39V210H36V209ZM36 208H38V207H36ZM51 208V207H50ZM130 207H127V208H124V209H128L129 210V213L131 212V210H132V207H131V210L129 209ZM133 208H136V207H133ZM140 208L141 207H139V210H138V208L137 209H133L132 211V213H130V214H132L133 215V213H134V211H136V210H138L139 212H140V214H142L143 213V209L142 210H140ZM2 209V208H1ZM1 209H0V211H1ZM7 209V208H6ZM31 209V208H30ZM79 209V208H78ZM152 209V210H153ZM162 209V208H161ZM4 210V209H3ZM55 210V209H54ZM146 210V212H147V209H145L144 208V211ZM154 210H153V212H154ZM9 211V210H8ZM77 211V210H76ZM124 211V210H123ZM127 211V210H126ZM138 211H136L137 213H138ZM157 211H158V209H157ZM52 212V211H51ZM125 212V211H124ZM128 212V211H127ZM136 212H135V214H136ZM142 212V213H141ZM145 212V213H146ZM162 212V211H161ZM10 213V212H9ZM78 213V212H77ZM144 213V214H145ZM148 213V212H147ZM146 213V214H147ZM149 213H151V211H149ZM148 213V214H149ZM159 213V212H158ZM5 214V213H4ZM126 214V213H125ZM128 214V213H127ZM126 214V216H128ZM129 214V215H130ZM134 214V215H135ZM155 214V213H154ZM2 214H0V221H1V218H2V216H1ZM14 215V214H13ZM43 215V214H42ZM84 215V214H83ZM137 215V214H136ZM38 216V217H37ZM54 216V215H53ZM140 216H143V215H140ZM160 216V215H159ZM10 217V216H9ZM143 217H145V216H143ZM17 218H19V217H17ZM138 218H140L139 217V215H138ZM157 218V217H156ZM20 219V218H19ZM18 219V220H19ZM27 219V218H26ZM30 219V218H29ZM120 219V218H119ZM141 219V218H140ZM159 219V218H158ZM2 220H4V218L2 219ZM11 221V220H10ZM14 221V220H13ZM93 221V220H92ZM122 221H123V219H122ZM50 222H51V220H50ZM96 222V221H95ZM105 222H106V220H105ZM0 223H2V222H0ZM52 223V222H51ZM130 223V222H129ZM16 224H19V221H17V223ZM39 224V223H38ZM106 224H108V223H106ZM5 225V224H4ZM7 225V224H6ZM49 225H50V223H49ZM109 226V225H108ZM2 227V226H1ZM18 226H16V228H17ZM23 227V226H22ZM33 227V226H32ZM21 228V227H20ZM1 229H3V228H1ZM22 231V230H21ZM10 232V231H9ZM4 233V232H3ZM0 234H2L1 232H0ZM1 236V235H0ZM32 236V235H31ZM97 237H98V235H96ZM264 236V235H263ZM3 237V236H2ZM6 237V236H5ZM33 237V236H32ZM102 237V236H101ZM7 239V238H6ZM28 239V238H27ZM42 239V238H41ZM96 240H95V242H94V246L97 248V247H99V245H98V238H95ZM1 240H2V238H1ZM3 240H4V238H3ZM38 241V240H37ZM39 242V241H38ZM37 242V243H38ZM72 242V241H71ZM74 242L76 243L77 242V239H74ZM102 242V241H101ZM34 243V242H33ZM33 243H31V244H33ZM103 243V242H102ZM25 244V243H24ZM90 244V243H89ZM107 244V243H106ZM106 244H104V245H106ZM34 245V244H33ZM36 245V244H35ZM40 245V244H39ZM38 245V246H39ZM44 245V244H43ZM70 245H71V243H70ZM88 246V245H87ZM94 246H93V248H94ZM102 246V245H101ZM31 247V246H30ZM29 247V248H30ZM41 247V246H40ZM72 247V246H71ZM75 246H74V244H73V248H74ZM33 248H35V247H33ZM36 248H38V247H36ZM1 249V248H0ZM28 250V249H27ZM33 250V249H32ZM35 251V250H34ZM33 251V253H35ZM78 251V250H77ZM87 251V250H86ZM90 251V250H89ZM8 253V252H7ZM36 253H37V250H36ZM71 253V252H70ZM79 253H81V252H79ZM27 254V253H26ZM78 254V253H77ZM83 254V253H82ZM87 254V253H86ZM5 255H7V254H5ZM80 255V254H79ZM79 255H77V256H79ZM1 256V255H0ZM3 256V255H2ZM71 256V255H70ZM76 255L75 256H73L74 258H79V257H77ZM88 256V255H87ZM25 257H27L28 259H26L25 260ZM25 257H24V262H23V264H44V263H42V262H40V261H30V260H32V259H30L29 260V257H30V253H29V255H25ZM83 257H84V255H83ZM90 257V256H89ZM32 258V257H31ZM73 258V259H74ZM85 258V257H84ZM88 257H86V259H87ZM172 255L170 256V260H171V262H172V264H175L174 263V261H172ZM72 259V258H71ZM80 259V258H79ZM8 260V259H7ZM54 260V259H53ZM83 260H85V259H83ZM106 260V259H105ZM152 260L156 263V264H158V258L156 257V255H154V259L152 258ZM5 259L3 258V259H0V263H5ZM73 261V260H72ZM78 261V260H77ZM80 261H82V260H80ZM83 262V263H82ZM82 262H80V264H86L87 262L86 261H82ZM10 264V263H9ZM11 264H17V262H11ZM52 264H61V263H58L57 261L55 262H53Z\"/></svg>",
  "mask_w": 264,
  "mask_h": 264
},
{
  "label": "built area",
  "instance_id": "built-area-1",
  "mask_svg": "<svg viewBox=\"0 0 264 264\" xmlns=\"http://www.w3.org/2000/svg\"><path fill=\"white\" fill-rule=\"evenodd\" d=\"M172 253L175 264H264V225L184 228Z\"/></svg>",
  "mask_w": 264,
  "mask_h": 264
},
{
  "label": "clouds",
  "instance_id": "clouds-1",
  "mask_svg": "<svg viewBox=\"0 0 264 264\" xmlns=\"http://www.w3.org/2000/svg\"><path fill=\"white\" fill-rule=\"evenodd\" d=\"M3 111H4L5 113L12 114V113L9 111V109H8L7 107H5V108L3 109Z\"/></svg>",
  "mask_w": 264,
  "mask_h": 264
}]
</instances>
